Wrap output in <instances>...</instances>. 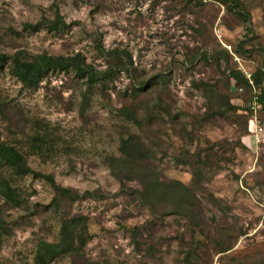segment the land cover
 <instances>
[{
	"label": "rangeland",
	"instance_id": "1",
	"mask_svg": "<svg viewBox=\"0 0 264 264\" xmlns=\"http://www.w3.org/2000/svg\"><path fill=\"white\" fill-rule=\"evenodd\" d=\"M241 1L250 24L215 0H0V54L79 52L104 69L101 46L118 49L129 67L92 87L82 105L87 84L74 72L50 69L38 86L23 88L9 68L0 69V95L9 104L0 113V139L22 142L31 122L47 124L59 152L29 155L27 164L77 196L53 202L45 177L15 178L22 204L4 213L12 233L0 237V264H33L36 243L55 241L71 215L86 218L89 264H264V147L249 143L244 104L218 113L219 95L238 104L249 94L227 79L223 51L232 68L253 73L264 66V0ZM238 47L243 51L234 52ZM139 82L148 85L133 91ZM131 132L151 149L139 169L156 170L164 181L191 186L194 160L206 154L192 235L186 217L153 214L127 190L138 181L122 185L113 174L111 157ZM50 264L81 262L60 256Z\"/></svg>",
	"mask_w": 264,
	"mask_h": 264
},
{
	"label": "trees",
	"instance_id": "2",
	"mask_svg": "<svg viewBox=\"0 0 264 264\" xmlns=\"http://www.w3.org/2000/svg\"><path fill=\"white\" fill-rule=\"evenodd\" d=\"M224 8L238 16L244 24H250L251 16L249 11L244 7L241 0H215ZM55 22L64 25L59 17ZM53 22L51 27H56L57 23ZM24 26L34 29L36 25L24 24ZM246 33H252L251 25L246 26ZM253 39V38H252ZM251 41V38L248 39ZM98 51L104 56V69H98L85 61L84 56L77 52L72 56H53L48 54H38L33 59L21 58L19 53L9 57L8 55L0 54V69L3 67L9 68V72L21 83L23 88H34L39 85L40 81L47 74L50 69H58L64 72H74V75L79 79L85 80L87 87L81 93L80 104L84 103L88 91L92 89L97 83L104 84L105 81L111 80L119 70L126 69L128 71L127 63L123 64L121 52L112 48L106 50L99 47ZM238 47L234 52H242ZM231 53L228 50L223 51L222 59L225 62V69L227 71V79H235L236 85L243 88V95L246 93L248 97L253 93L251 85L238 68H232L228 64V58ZM9 58V60H8ZM220 56L211 57V61H218ZM204 62L209 61V57L203 55ZM224 73V71H223ZM253 86L259 88L258 94L261 108L259 113L264 122V66L258 67L252 73ZM138 86L133 87V91H141L143 86L148 83L139 82ZM215 87V86H214ZM216 88V87H215ZM235 92V91H234ZM238 92V91H237ZM220 102L219 115L224 113H235L240 110L239 106L230 101V95L225 94L224 97L219 95L217 97ZM248 99V98H246ZM243 99V100H246ZM8 102L3 100L0 95V113L5 111ZM136 116L138 112L133 110ZM136 120V118H133ZM137 121V120H136ZM139 127L141 123L137 121ZM31 131L21 137L23 141H12L8 139H0V237L3 235H11L12 229L6 225L4 213L9 208H17L22 204L19 190L14 185L15 178L22 177L26 174H33L35 176L45 177L55 189L56 195L53 197V202H57L59 197H77L76 194L70 190L59 187L55 184L52 176H44L40 172L34 171L27 164L29 155L35 154L41 157L50 158L57 155L59 152V144L54 134L48 128L47 124L42 125L39 122L30 124ZM12 134V133H11ZM118 155L112 156L113 174L121 181L122 185L125 181L137 180L139 185L137 187H130L127 190L132 195H135L142 205L149 207L153 214L159 209H164L160 215H164L166 211H173L186 217L192 224L191 235L194 233V225L196 224L193 217L192 207L194 202H197L195 197V190L200 186V177L208 163L206 162V154L201 156L197 154L193 163V182L191 186H186L178 180L161 179V175L156 170H150L144 167L139 169V164L146 161L149 157V151L139 135L134 132L125 134L120 138V143L117 147ZM211 150V149H210ZM177 163H188L187 160L181 157H175ZM196 161H198L197 166ZM115 164V166H114ZM198 165H203L199 167ZM212 173H214L212 171ZM136 176V177H135ZM135 177V178H134ZM209 179V178H207ZM195 186V187H194ZM124 190V189H123ZM87 194V192H86ZM73 197V198H74ZM170 209V210H168ZM90 233L88 232L86 218L81 215H71L60 222L58 237L55 241H47L40 239L32 252L33 264H50L60 256H70L73 259L80 261L81 264H89L84 260V248ZM84 261V262H83Z\"/></svg>",
	"mask_w": 264,
	"mask_h": 264
},
{
	"label": "built area",
	"instance_id": "3",
	"mask_svg": "<svg viewBox=\"0 0 264 264\" xmlns=\"http://www.w3.org/2000/svg\"><path fill=\"white\" fill-rule=\"evenodd\" d=\"M234 60H236L239 63L237 57H234ZM241 71L245 79L248 80L249 84L251 85L253 93L250 95V97H248V99L241 100L242 104L241 102H239L237 105L239 106L244 104L245 112L248 115L247 124H246V128L248 130V136L251 138V140L255 145L264 147V122L261 118V114L259 113V109L261 108V103L259 102L258 99V94L260 92V89L255 88L252 85L253 84L252 73L247 71L244 72L243 70ZM235 91L242 92L243 88L236 85Z\"/></svg>",
	"mask_w": 264,
	"mask_h": 264
},
{
	"label": "crops",
	"instance_id": "4",
	"mask_svg": "<svg viewBox=\"0 0 264 264\" xmlns=\"http://www.w3.org/2000/svg\"><path fill=\"white\" fill-rule=\"evenodd\" d=\"M249 143H250L251 145H253V143H252L251 139L249 140Z\"/></svg>",
	"mask_w": 264,
	"mask_h": 264
},
{
	"label": "clouds",
	"instance_id": "5",
	"mask_svg": "<svg viewBox=\"0 0 264 264\" xmlns=\"http://www.w3.org/2000/svg\"><path fill=\"white\" fill-rule=\"evenodd\" d=\"M252 141V140H251ZM252 143H253V141H252ZM253 145H255L254 143H253ZM256 147H261V146H257V145H255Z\"/></svg>",
	"mask_w": 264,
	"mask_h": 264
}]
</instances>
